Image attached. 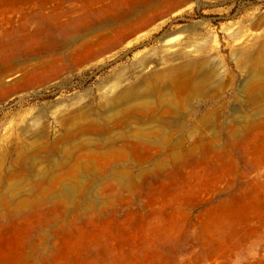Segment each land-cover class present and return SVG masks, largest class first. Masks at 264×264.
<instances>
[{
    "label": "rangeland",
    "instance_id": "obj_1",
    "mask_svg": "<svg viewBox=\"0 0 264 264\" xmlns=\"http://www.w3.org/2000/svg\"><path fill=\"white\" fill-rule=\"evenodd\" d=\"M0 264H264V0H0Z\"/></svg>",
    "mask_w": 264,
    "mask_h": 264
}]
</instances>
